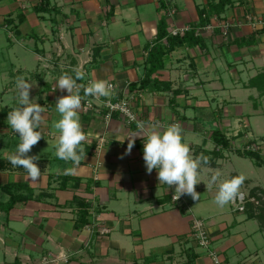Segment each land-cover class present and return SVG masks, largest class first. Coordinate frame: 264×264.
I'll return each mask as SVG.
<instances>
[{
	"label": "crops",
	"instance_id": "crops-1",
	"mask_svg": "<svg viewBox=\"0 0 264 264\" xmlns=\"http://www.w3.org/2000/svg\"><path fill=\"white\" fill-rule=\"evenodd\" d=\"M218 1L49 0L48 11L40 12L42 0H0V203L9 200L2 191L9 183L22 185L16 194L26 198L8 214L0 211V264H213L192 236L194 219L206 223L211 248L227 264H264L262 225L232 201L218 206V183L207 186L217 170L221 179L234 176L227 165L237 150L263 156L252 138L253 128L264 124V29H254L247 17L264 16V0H234L202 26L201 13ZM224 20L235 24L228 38ZM162 23L169 35L198 27L201 44L174 49L141 87ZM74 69L85 73L82 85L106 79L115 89L110 97L85 96L93 104L82 103L79 113L86 156L68 174L74 165L56 156L59 133L52 128L60 119L56 101L68 93L53 89L61 75L75 78ZM20 76L33 86L30 99L46 109L37 129L43 136L28 153L40 157L37 182L6 158L19 143L7 116L17 106ZM126 96L146 125L180 124L191 154L209 158L201 165L199 200L187 194L186 205L172 200L175 188L160 184L156 169L146 170L141 137L125 155L137 124L118 114L106 120L101 101ZM215 131L230 140V149L217 146ZM243 186L239 193L246 195Z\"/></svg>",
	"mask_w": 264,
	"mask_h": 264
},
{
	"label": "clouds",
	"instance_id": "clouds-1",
	"mask_svg": "<svg viewBox=\"0 0 264 264\" xmlns=\"http://www.w3.org/2000/svg\"><path fill=\"white\" fill-rule=\"evenodd\" d=\"M74 71L75 78L65 73L58 78L53 89V91L57 88L61 91L66 90L68 93L57 99L55 106L60 119L52 123V128L59 133L56 156L74 165L66 170L68 174L73 173L75 166H79L86 156L82 142L87 137L79 115L83 99L80 95L81 89L83 88L85 96L96 98L110 97L114 94L113 85L106 79L91 80L86 86L78 84L77 81L82 80L85 73L78 69ZM32 87V84L26 82L24 77H17L18 102L17 106L8 112L7 123L11 130L18 134L19 143L16 151L7 155L6 158L13 167L25 169L30 181L37 182L41 178V170L36 163L40 157L30 156L28 153L43 136L37 129H40L45 119L46 109L35 99H30ZM137 128V133L128 137L125 155L131 153L135 139L141 137L147 172L151 174L153 169H156L160 184H166L169 188L175 186L173 199L178 200L182 195L187 194L193 200H199L200 194L196 191V186L201 183L199 179L201 165L207 164L209 158L203 154L196 157L191 154L189 145L183 142L181 125L178 123L167 126L146 125L144 122L137 121ZM221 177L222 173L215 171L207 186L218 183L214 202L224 207L239 194V189L246 177L243 174L225 179Z\"/></svg>",
	"mask_w": 264,
	"mask_h": 264
},
{
	"label": "trees",
	"instance_id": "trees-1",
	"mask_svg": "<svg viewBox=\"0 0 264 264\" xmlns=\"http://www.w3.org/2000/svg\"><path fill=\"white\" fill-rule=\"evenodd\" d=\"M233 4L234 0H219L218 3H209V10L201 13L202 15L204 14L203 20L205 21L202 22L201 25H206V22H208L211 16H220ZM48 5L49 0H42V3L37 7V10L40 12H47ZM197 29L198 27L192 28L189 32L185 33L184 36H172L167 32L166 25L164 23L161 24L156 43H154L153 47L148 53L147 64L150 67L147 71L146 78L141 82V87H145L149 83L150 77L156 71L163 68L165 59L174 49L184 45L194 46L201 44V38L197 35ZM261 78L263 79L260 82H264V76L260 77V79ZM254 81L255 83L257 82L256 80ZM78 82L81 83L82 81L79 80ZM81 94L84 95L83 89L81 90ZM213 137L217 146L221 147L222 149H230V140L227 139L220 131H215ZM235 153L239 157L248 158L255 161L258 167H264V157L261 155L260 151L247 149L245 147L242 150H237ZM21 186L22 185L20 184L14 183H9L3 186L2 191L9 196V200L5 203H0L1 212H5L8 214L17 205V203L26 199L24 196L16 194L15 188ZM253 218H256L264 229V210L263 212L255 215ZM86 223L87 221H85L84 223L82 222L83 225Z\"/></svg>",
	"mask_w": 264,
	"mask_h": 264
},
{
	"label": "built area",
	"instance_id": "built-area-1",
	"mask_svg": "<svg viewBox=\"0 0 264 264\" xmlns=\"http://www.w3.org/2000/svg\"><path fill=\"white\" fill-rule=\"evenodd\" d=\"M247 19L249 20V23L251 24V26L254 29H264V16L254 17V18L247 17ZM234 26H235V24L229 20L222 21V23L220 24V28L222 29L223 35L226 38L229 37L230 31L233 29ZM211 28H212V26H207V29H211ZM187 31H189V28L173 29L171 31V34H172V36H180L181 34H184ZM197 35L199 36L198 32H197ZM78 84H81V83H78ZM87 84H85V86ZM114 89H115V87L113 85V91H114ZM80 95L83 97L82 103H84L85 106L88 108H93V104L91 102L92 100L90 98H85V96L81 94V91H80ZM93 99H98V98L93 97ZM132 100H133L132 98H129L126 96V97H124L122 99H118V100L109 98L105 101H101L102 108L107 110V113L105 115V119L110 120L114 114H118L127 123H129V124L136 123L137 124V121H141V119L136 112V109H135V106H134ZM105 144H106L105 140H103V139L99 140V143L96 147L97 148V155L100 154V151L102 150V148L104 147ZM97 166H99V165H97ZM172 187L175 188V186H172ZM174 195H175V193L172 194V200L174 202L181 203L182 205H186V201H185L186 200L185 199L186 194L182 195L178 200L173 199ZM234 201H241V202H244L245 204L249 203V202H255L254 199L249 198V196L247 197L244 193L238 194L234 198ZM106 232H107V230L104 229L102 233H106ZM192 236H193L195 242L197 243V245L199 247L208 250L213 264H227L225 262V260L222 258V256L218 252H216L214 249L211 248V239L209 237V233L205 227L203 220H200V219H194L193 220Z\"/></svg>",
	"mask_w": 264,
	"mask_h": 264
},
{
	"label": "rangeland",
	"instance_id": "rangeland-1",
	"mask_svg": "<svg viewBox=\"0 0 264 264\" xmlns=\"http://www.w3.org/2000/svg\"><path fill=\"white\" fill-rule=\"evenodd\" d=\"M261 129L262 130L260 131L257 129V127L253 128L254 137L252 138V140H254V143H258L260 147L263 148V156H264V140H261V138L258 137V134H260L261 136L264 135V124L261 125ZM13 135L18 136V134H15L14 132ZM233 158H234L233 163H231V165L228 164L227 168L229 172L230 171L232 173L234 172L233 174L234 176L243 174L246 177L244 181L245 184L243 183L245 187L243 185L242 186L244 187V190H246V196L247 197L249 196V198L254 199L255 202H249L245 204L244 202L233 200L232 204L233 206H235L234 207L235 210L239 211L240 213L246 212L251 217H254L255 215H257L260 212H263L264 210V167H258L255 161L248 158L244 159L238 156H234ZM227 176L229 177L230 174H227ZM180 205L182 206L181 203ZM204 224L206 227V223ZM206 229L208 231L207 227ZM209 237L212 240L210 233H209Z\"/></svg>",
	"mask_w": 264,
	"mask_h": 264
}]
</instances>
